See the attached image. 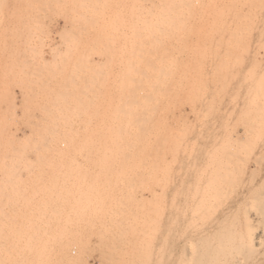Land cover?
Wrapping results in <instances>:
<instances>
[{
	"label": "rangeland",
	"instance_id": "obj_1",
	"mask_svg": "<svg viewBox=\"0 0 264 264\" xmlns=\"http://www.w3.org/2000/svg\"><path fill=\"white\" fill-rule=\"evenodd\" d=\"M233 1L236 3H233ZM244 1H246V3ZM255 1L248 0L249 3H247V0H231V1L230 0H0V222L4 224L3 225L2 223H0L1 226L0 230L3 227L1 230L3 232L1 231L0 232L5 234L3 235L0 233V239H1L0 264H2L4 261L6 262H4L3 264H17V263L39 264L40 261H41L40 263L43 262L42 264L45 263L49 264L50 261H52V263L50 262V264H53L54 262H55L54 264L57 263L72 264L75 261H76L75 264L76 263L78 264V262L79 264H81L82 262L83 263L86 262L85 264H99L100 259L102 260L101 264H121V263L148 264V262H150V264L152 263L182 264V261L184 260L183 257H185L186 246H183L182 243H179L177 239L175 240L176 234L173 233L174 231H172L171 229L170 232L166 231L167 229V226H165L166 221L162 220V215L160 213L161 209L164 210L165 206L163 205L164 203L159 204L160 202L158 197L154 195V193L158 191L157 188H159L158 178L157 177L154 178L151 183L153 176H150L151 178H149L148 177L149 175L142 174L141 172H139L137 168L136 170L138 172L135 169L134 171L131 170L130 172V173L133 172L135 175L134 176L133 174L129 173L130 170L125 169L127 170L125 171L124 169L123 170L121 169L120 171L121 167L120 168L117 167L119 166V164L117 165V163L113 162L112 164L109 163L102 164L93 161V157H92L93 152H90V150L92 149L91 151H93L94 149L93 147L95 145L94 141L96 142V138L94 140V137L98 136V132H96L93 129H95L96 126L100 128L102 126H108V125L111 126L112 120L110 119L112 118L107 114L109 112V109H111L108 108V106L110 107V102H106V101H108V98L110 99V97H114L119 90H122L124 88V83L122 81L124 80L123 74L126 68L125 67L126 59H128L129 57L128 55L132 54L130 51L132 48L139 47L140 39L144 38L145 47H142L141 49L137 50L140 53L136 52L132 55H136L137 57L140 56L144 57L145 56L144 54L147 53L146 55L150 57V59L152 57V59L149 60V63L156 62L154 60L155 58L159 59V61H166L165 58L163 57L177 58L178 49H179L180 55L182 57V59H180L181 60L180 62L189 63L191 61L190 63L194 66L200 63L205 64L207 55H210L211 53L210 51L211 48H216L217 52L221 51L220 44L223 39L222 32L220 29L221 15L223 16V14L225 15L228 13L229 14L233 13V15L235 13L237 15L239 14L247 15L249 13L250 15H254L252 13H255V15H263L264 0L263 1L261 0L262 4L260 0L258 1L255 0ZM69 2H72V4ZM259 7L261 8V10ZM247 8L250 10H248ZM217 25L219 26L217 27ZM86 33H88V35ZM177 38L181 39L180 43H179L180 40L176 41ZM145 49L146 51H144ZM256 52H257L256 55L254 52L253 53L258 62L257 66L254 63H250V62H246L244 66L246 68H248V66L250 67L248 69L251 70V73H253L254 76L251 75L250 70L248 71L249 72L248 74L251 75L252 78L253 77L256 78L257 76H264V68H262L264 67V55L262 54V50H259V52L258 50H256ZM217 54L220 55V53ZM247 64L248 66H246ZM250 65H252V67ZM253 68L256 70V73ZM94 96H100V97L102 96L103 98L107 99V100L101 99L103 102L105 101L103 105L105 103L106 105H104V107L98 105L97 102L94 100ZM223 102L224 104L225 102H227V104L225 105L228 106L224 105V107H227L226 110L229 111L231 108V105L229 103L230 97L228 96L225 97ZM223 102L222 104L218 102L216 103L223 106ZM216 103H214L216 106L213 104V108L215 110H212L213 108L210 109L211 113L209 114H211V116L209 115L210 116L209 118L211 119L213 116H214L213 118L216 119L217 116L219 115L218 112H220L221 110L226 113V110L223 109V107L220 108L221 106L220 107L217 106L218 104ZM96 110L99 113L104 112L105 116L101 114L103 117L101 115L95 117L94 113L97 112ZM213 111L217 116L214 113L212 115ZM220 113L222 114L223 112ZM190 114H187L189 115L188 116L189 118L187 117V119L188 120L190 119L189 120L190 123L191 121L192 123H194V125L191 123V126L192 128L193 126H195L194 127L195 130L192 128L191 129L193 130V134L197 135L198 131L199 132L202 131V130L201 131L197 130V128L199 127L200 118L198 117L199 119L197 118L195 121L194 119L196 117L195 114L194 115L193 114L190 115ZM91 115L92 117H90ZM164 117L170 119L169 114L166 115L164 114ZM106 123L108 125H106ZM195 123L197 125H195ZM234 123H236V121ZM234 123L232 122V124L234 125V127L232 128H235L234 130L235 133L241 135L242 134L241 127H239L238 124L237 126ZM218 130L219 129H216L214 131H218ZM220 132L223 133V131L219 130L218 133ZM232 132L231 134L234 133ZM202 133H203L202 135H204V133H206V130L205 131L203 130ZM212 133L214 134L216 132L212 131L211 134ZM86 140H87L86 144H88L89 142L87 146L85 145ZM66 143H68L67 146ZM85 150L87 154L85 153ZM78 152H82V154ZM84 155L90 156V157L87 156L89 162L87 161V159L84 158ZM125 163H126L125 165L130 164V162L128 163L125 162ZM108 164L109 166H107ZM97 165L99 167H103L102 171H104V174L106 175H104L102 171L101 172L99 171ZM110 165L111 167L113 166L114 168L113 167L111 168ZM125 165L124 166L121 165V166L125 167ZM135 165L137 166L138 163H136ZM82 166L83 168H81ZM104 167L106 169H104ZM108 167H110L111 169ZM115 167L118 168L119 171L118 169H115ZM93 168H95V170H93ZM108 170L109 172H107ZM89 171L90 173L91 172L92 173L90 174ZM113 171L115 172L117 171V173H114ZM88 173L90 176L88 175ZM117 174L119 178L117 177ZM109 175L110 176L113 175L112 176L113 180L111 179V177L106 179V177H108ZM122 175L124 177L129 176L131 178L129 177L123 178ZM139 175L140 177H144V178L138 177ZM120 176H122V178H120ZM135 178L136 180L138 179V182H134L136 181ZM124 179L126 180V182L124 181ZM128 179L130 182L132 180L133 184H131L132 182L131 183L128 182ZM140 179L142 180L143 183L141 182ZM117 180L119 181V183ZM194 180H197L196 174L194 175ZM102 181L103 182L105 181L104 183L105 186L103 185ZM245 182H247V180H245ZM80 183H83L84 185L83 184L80 185ZM107 183H108L107 185L108 188L106 189ZM134 183L135 184L139 183V184L135 185ZM168 183L169 186L165 188V191L166 190L168 192L170 190L171 192L174 191L173 188L170 189L171 188L170 185L172 184L171 181H169ZM93 184L94 185L98 184L96 185V187L99 186V189L98 187L96 188ZM116 184L119 187L116 186ZM142 184L145 186H143ZM77 185L81 187H77ZM101 185H103L104 187H102ZM109 185L111 186L110 187L111 189H109ZM122 185L124 188L126 187L124 189L125 191L121 187ZM139 185L140 187L141 186L143 187L140 188L138 187ZM152 185L156 187H153ZM194 186L196 191V187L198 186V184L194 183ZM112 188L113 190L116 189L117 190L113 192ZM133 188H135L136 191H134ZM105 189L109 190L108 195H110V197L108 195H105L107 193ZM127 189H129L128 190L129 195L131 196V197L128 196V199L130 197V199L133 200L131 203H130L131 200H129V204H130L129 209H131L129 210V214L132 215L135 213V216L137 215L138 219L134 215H132L133 218L134 217L136 218V219L134 218V220L137 221V222L135 221L136 224H134L132 221L133 220L132 217L129 216L130 217L129 221L132 223L128 221L129 223L127 222V225L121 224L122 227H120L119 219L118 218L115 219L114 216L115 215L114 212L116 208H118V205H120L117 202L116 198L119 199L120 196H122V198L124 197L126 198L127 196L124 195L125 194L128 195ZM145 189L148 191L147 193L150 195L148 194L146 195ZM62 190L64 193L62 192ZM70 191L71 193L67 194ZM92 191H94L97 195ZM104 191L105 193H103ZM98 192L101 193L102 196H100ZM110 192H112V194ZM114 193H116L117 195ZM133 193L136 196H134ZM49 194L50 195L52 194L51 198ZM65 194L68 195V197ZM104 195L107 196L109 199H106ZM152 195L154 196V198ZM93 196H95V199L93 198ZM96 196L98 198H96ZM103 196L106 199L105 202H103L104 201ZM139 197H142L141 199L145 201H142ZM110 198L111 201H113L115 198L116 202H114L115 200L113 202L115 203L116 208L114 206V203L109 201ZM42 199L45 202L44 203L45 205L47 204V206L53 208H59V209L62 208L63 210L62 211L60 209L61 212L59 211L61 213V214L59 213L61 215V216L59 215L61 222L59 224H57L56 221L51 222L49 225V233L51 232L50 230L53 229L52 231L54 233L51 232V234L56 233L55 237L60 238L57 240L60 243L62 241L61 245L64 246L60 247L58 244L59 242L56 240V238L54 241L53 240L54 238L51 239L52 238L51 237L49 239L50 243L47 242L48 244H45L46 246L44 245L45 248L44 249L42 248L43 250L46 251V252L44 251L46 254H44L43 252L42 255L40 256L38 255L39 254L38 252H35L33 250L34 243L32 241L30 242L31 240L30 234L32 232V229L30 228V225L27 224L29 223V216H30L29 214L30 212L28 213L29 207L36 206L37 205L35 203L36 201L38 205H42L43 203ZM97 199H99L100 203L97 201ZM82 200H84V202L87 203H84ZM101 201L103 203H101ZM107 201L109 202L107 203ZM133 202L136 203L137 205L138 204L140 205H138L137 207V205L134 204ZM140 202H142L143 204ZM91 203H93V205L87 208V206L90 205ZM116 203L118 204L116 205ZM85 206L87 210L85 209ZM103 207L104 208L106 207V209H110V210H106ZM90 208L92 209V211L90 210ZM82 209L85 210L82 211ZM133 209H135L136 212ZM156 209L158 210L156 211ZM79 210L82 212H79ZM98 210H100L104 215H100L101 212L100 211L98 212ZM88 211L91 214H89ZM108 211H111L112 213ZM92 212L95 213L93 214ZM24 213L25 214L28 213V214L25 215ZM108 214L110 215V217ZM138 214L141 215L142 218ZM111 215L114 216L113 217L114 219L112 218ZM144 215H146V217ZM78 216L81 217V219H79ZM84 216L88 218L84 219ZM22 217L26 221H24L23 219L21 220ZM92 217H94L93 219L95 220L97 219L98 222L97 220L96 221L93 220ZM103 218H105V220ZM18 220H21L22 222L21 221L19 222ZM138 220L140 221L142 220V221L139 222ZM76 221L79 223H76ZM108 221L110 222L108 223ZM15 223L21 225L23 224V226L15 225L13 228V225ZM116 223L118 226L116 225L115 227ZM128 224L129 225L131 224V230L132 228L134 229L132 230V232H134L133 233L134 236L136 235L135 237H138L136 239L139 243L136 242V239L131 241L130 238L133 235H131L132 232L130 231L129 229L130 226ZM112 225L114 226L112 227ZM125 225L129 227H125ZM137 225L138 226L140 225L144 228L142 229V227H138ZM252 226L254 225L252 224ZM75 227L81 229V231L77 230ZM90 227L92 228V230ZM118 227L122 228L123 230L122 229L119 230ZM249 227L250 226L244 225L242 216L237 215V224L234 226L232 230L233 234H235L234 235L235 237H233V240H231L234 247L235 245L236 247H238L237 244L241 242V240L239 239L240 238L239 232L242 233L244 232V230L249 229ZM93 228L94 229L97 228L96 229L97 231L93 230ZM202 228L204 229V227ZM21 229L23 230L24 233L23 232L21 233L22 231ZM82 229H84L85 231ZM109 229H111L113 232H111V230ZM116 229L118 230L116 231ZM142 230L143 231L146 230V231L143 232ZM16 231L20 232V234H22V236L24 235L25 237L20 238L21 240L20 239L17 240L16 238L18 235L16 234L19 233H16ZM59 231L62 232V234ZM95 231L97 236L95 234ZM119 231L121 233H119ZM122 231L125 232L127 235L125 234L123 235ZM128 231H130V233H128ZM141 231L143 234L141 233ZM72 232L74 233L76 232L79 235H77L76 233H75L76 235H74ZM138 232H140L139 236H137ZM71 233L72 235H70ZM89 233H91L92 235ZM109 233H111V237L109 236ZM113 234L114 235L117 234L116 235L117 237L114 236ZM173 234L175 235L173 236ZM197 234L196 236L197 237L200 236V237H198V239L194 238L195 244H193V246L194 245L195 246L193 248L197 249V247L199 246L198 247L199 250L194 249L195 253L193 256V261L195 260L198 264L201 263L207 264L206 263L207 259H209L208 264H216V262L224 264L223 261L225 260L224 258H226L227 260L225 261L226 262L225 264L234 263L235 258L233 257V255H231L233 257L232 258L230 254L231 252L235 251V248L231 247L232 244L230 241H229L230 244L227 245L226 243L228 242H225L226 239L217 237L221 240V241L218 240L220 241L219 243L216 240L217 238L215 237L214 238L210 237L211 238L210 240V238L204 239V237L201 234L200 235ZM122 235L126 236L127 240L124 239L125 237H123ZM141 235L144 236L142 237ZM67 236L68 237L71 236V237L68 238ZM118 236L120 238H118ZM27 237L28 239H25ZM66 237L67 239H65ZM78 237L79 239H75ZM88 237H90V239ZM105 238L107 240H110L111 242L113 241L116 243L112 242L111 244L110 241L106 242L107 240H105ZM23 239L24 242L22 241ZM119 239L121 240V242H119L120 241ZM123 239L125 242L127 241L126 244L129 242L128 240H130L128 245H126L123 242ZM199 239H201L203 242H201ZM16 240L18 241L19 245L17 244ZM66 240H67L66 243L63 242ZM3 241H5V244ZM175 241L178 243H176ZM79 242L81 243L84 242L85 244L83 243V245L85 246H83ZM117 242L118 244L119 243L122 244L123 242L124 244H122V246L124 245L125 248H123L124 246L123 247L120 246V244L118 245ZM133 242L134 244L138 243L137 244L138 246L137 245L136 246L139 247L141 250L139 248L138 250L136 246L132 244ZM160 242H163V245ZM53 243L55 246L57 245L59 247L54 246L55 247L54 248ZM68 243L70 244V246ZM86 243L88 246L86 245ZM130 243H131L130 246H132V248L129 246ZM24 244L26 246L27 245L29 246L26 247ZM99 244L103 245L104 248L101 247V245L99 246ZM116 244L125 250L127 247L128 250L125 251L120 247H117ZM208 244L209 245L211 244V247ZM13 245L16 246L17 248H15ZM109 245L111 248H113V249L110 248L111 249L110 251L113 250L114 252L113 251L112 252L113 253L116 252V254H113L112 252L108 253L109 251H107V248L105 249V247H109ZM133 245L138 250V252L140 251V253H137L135 251L136 249L133 248ZM221 245L222 247H219ZM65 246H67L66 247L67 249L69 247V249L68 250L65 249L64 248ZM20 247L22 253L19 250ZM98 247L100 249V252ZM226 247L230 250V252H228L229 250H226L227 249ZM119 248L121 249V254ZM129 248L132 250L129 251L130 250ZM231 248L233 251H231ZM23 249L25 250L23 251ZM133 249H135L134 250L135 253L132 252ZM167 249L169 252L167 251ZM243 249L245 248H242V250ZM10 250L12 251L14 250L15 256L12 254L13 252H10ZM60 250L65 255L62 254ZM221 250L223 251V253L227 251L228 252L227 254L231 259L229 257H226L227 254L225 256L226 252L222 254ZM5 251L6 253L9 254V256L8 254H6L5 256ZM28 251H30L32 254L29 252L30 254L28 255L27 253ZM65 251H70V253H67ZM122 251L126 252V256L124 255L125 253ZM155 251L158 253H156ZM206 251H207V255H205L204 253ZM262 251L263 248L259 249L258 256L260 258L257 256L256 261L255 259L254 260L251 259L252 260L251 264H255V263L264 264V255H261L264 252ZM102 252L104 253L102 254ZM219 252L220 255H218ZM99 253H101L102 256H100ZM106 253L110 258H107L108 256L107 257L105 256L106 258H102L103 255H105ZM130 254L131 256H129ZM134 254L136 256H133ZM174 254L177 255L175 256ZM201 254L205 256H202ZM66 255L67 258L69 257L70 259L72 258L73 260L67 259ZM19 256L21 257L19 258ZM56 256L57 259L55 260L54 257ZM63 256L65 258H63ZM11 257L13 258V260ZM146 257L147 259L145 260ZM153 257L156 259V261ZM238 257H241V255H238ZM261 257L263 258L261 259ZM1 258L4 261L1 260ZM34 258L35 259L38 258L39 260L37 259L35 261ZM59 258L61 262L57 261L59 260ZM216 258H218L219 260ZM49 259L51 260L49 261ZM259 259L261 262L259 261ZM10 260L12 261L15 260L14 261L15 263L14 262L12 263V261ZM66 260L67 262H63ZM195 261L193 262V264H197Z\"/></svg>",
	"mask_w": 264,
	"mask_h": 264
},
{
	"label": "bare ground",
	"instance_id": "obj_2",
	"mask_svg": "<svg viewBox=\"0 0 264 264\" xmlns=\"http://www.w3.org/2000/svg\"><path fill=\"white\" fill-rule=\"evenodd\" d=\"M262 1H261V4H262ZM244 2L246 3V1H244ZM69 3L72 4V2H69ZM233 3H236V2L233 1ZM247 3H249L248 0H247ZM255 3H256V1H255ZM261 4H259V5H261ZM238 10H240V9H238ZM248 10H250V9H248ZM260 10H261V8H260ZM85 12H86V10H85ZM81 14H82V12H81ZM252 14H254V15H250V13L247 15H245V14L244 15H242V14L237 15L236 13L234 15H233V13L232 14L228 13L225 15L223 14V16L221 15L220 29H221L222 38H223L222 42L220 41L221 42V44H220L221 51L217 52L216 48H211L210 49L211 53H210V55H207L205 64L200 63V64H197L196 66H194L190 63L191 61L189 63L180 62L181 61L180 59H182V57L180 55L179 49H178L177 58L176 57L175 58L163 57V58H165L166 61H159V59L155 58L154 60L156 62H150L149 63V60H151L152 57L150 59V57H148L146 55L147 53L144 54L145 55L144 57H142V56L137 57L136 55H132L136 52H139L137 50L141 49L142 47H145L144 46L145 45L144 38L140 39L139 47L132 48L131 50L129 49L132 54L128 55L129 57H128V59H126V63H125L126 68H125V72L123 74L124 80L122 81L124 83V88L122 90H119L114 97H110V99L108 98V101H106V102H110V107L108 106V108H111V109H109V112L107 114L109 116H111L112 119H110V118L109 119L112 120L113 125L111 124V126H109L106 123V125H108V126H102L101 128L97 127L95 125L96 128L93 129L96 132H98L97 137H94V135H93L94 140L96 138V142L94 141L95 145L93 144L94 145L93 151H91L92 149L90 150V152H93V156L91 155L93 157V161H95L96 163H102V164L103 163L104 164L105 163L112 164L114 162V163H117V165L119 164V166H117L116 164L115 165L119 168L121 167L120 171H121V169L122 170L127 169V170H130L129 173L131 172V170L134 171V169L136 170V168H137L139 170V172H141L142 174L149 175L148 176L149 178H151L150 176H153L151 183H152L154 178H156V177L158 178L159 188H157L158 189V191H156L157 194L154 193V195H156L158 197L159 202H160L159 204L164 203L163 205L165 206L164 210L161 209V212H160L162 215V220L166 221L165 226H167V229H166V227H165V229L167 232H170V229L172 231H174L173 233L176 234L175 240L177 239V241L179 243H182L183 246H186L185 257H183L184 260L183 261L180 260V261H182V264H193V262L195 261V260L193 261V256L195 253L194 249H196V248H193L195 246V245L193 246V244H195L194 238L198 239V237H200V236H198V237L196 236L197 233H198L197 235L201 234L204 237V239H207L210 237H212V238L219 237L222 239H226L227 241L225 240V242H228V243H226L227 245L230 244L229 241L231 242V240H233V237H235L234 236L235 234H233L232 230H233L234 226L237 224V215L242 216L244 225L250 226V227H249V229L244 230V232H242V233L239 232V236H240L239 239L241 240V242L244 241L242 243L239 241L241 243V244L238 243L240 246L237 244L238 247H236V245L234 247L232 242H231L232 246L231 245L230 246L235 248L234 252H231V254L229 253L230 256L233 255V257L235 258V261L233 264H251L252 260L255 259V261H256V258L259 255V253H258L259 249L263 248L262 252H264V76H257L258 78L253 77L254 78L253 79L252 76H254V75H253V73H251V70L248 69V68H250L248 66V64L246 65V66H248V68L244 67L246 62L254 63L257 66L258 62H257V59L255 57V55L257 53L256 50H258V52H259V50H262V54L264 55V53H263V51H264V14L263 15H255V13H252ZM80 17H81V15H80ZM218 26L219 25H217V27ZM86 34L88 35V33H86ZM177 40H180L179 43L181 42L180 38H177L176 41ZM142 41H144V42H142ZM214 42H216V41H214ZM218 50H219V48H218ZM144 51H146V49ZM253 52L255 53V55ZM217 53H220V55ZM250 66L252 67V65H250ZM262 68H264V67H262ZM249 70H250V73L252 76L248 74ZM258 70H259V67H258ZM255 73H256V70H255ZM260 74H261V72H260ZM72 82H73V80H72ZM82 82H83V80H82ZM227 96L230 97L229 103L231 105V108L229 111L226 110L227 107H224V105L227 104V102H225V104L223 102L224 98ZM101 99H105V98H103L102 96L101 97L100 96H94V100L97 102V104L104 107V105H106V103L103 105V103L105 101L103 102ZM105 100H107V99H105ZM216 102H218L220 104H222V102H223V106L219 105ZM214 103L218 104L217 106H219V107L221 106L220 108L223 107V109L226 110V113L221 110L220 112H223L224 113V115H223V113L221 114L220 112L216 111L219 113V115L217 116L215 114V112L213 111L212 115L214 113L217 116V118L214 119L213 118L214 116H213L211 119V118H209L211 116V114H209V113H211L210 109L213 108ZM225 106H228V105H225ZM212 110H215V109L213 108ZM190 113L193 115L195 114V116H196L194 118L195 121L198 117L200 118V123H199V127H198L199 129L197 128V130H200V131L202 130V131L201 132L198 131L197 135L193 134L192 129H194L195 126H193V128H192V126H191L192 121L190 123L189 122L190 119L189 120L187 119V117L189 116L187 114H190ZM94 114H95V117H98L99 115H101V114L104 115L105 113L104 112L99 113L97 111ZM164 114L165 115L169 114L170 119L164 117ZM90 117H92V115ZM191 118H192V116H191ZM83 121H85V120H83ZM235 121H236V123H234ZM89 122H90V120H89ZM232 122L236 125L238 124L239 127H241V129H242L241 135L235 133V131H234L235 128H232V127H234ZM192 124L194 125V123H192ZM195 125H197V124L195 123ZM231 125H233V126H231ZM216 129L223 131V133H221V132H220L221 134L218 133L219 130L214 131ZM203 130L204 131L206 130V133H204L205 136L202 135ZM212 131L216 132V133L211 134ZM79 132H81V131H79ZM231 132L234 135L231 134ZM96 135H97V133H96ZM203 136H204V138H203ZM86 142H87V140L85 141V145L87 146L89 144V142H88V144H86ZM67 145H68V143H66V146ZM83 145H84V143H83ZM88 148H89V146H88ZM78 153L82 154V152H78ZM85 153H86V150H85ZM85 155H84V158L87 159V161H88V157H90V156L87 155L88 156L87 157ZM90 162H91V160H90ZM125 162H127V163L130 162V164L125 165L126 164ZM120 163H123V164H120ZM131 163H133V164H131ZM134 163L135 164L138 163V165L136 166ZM109 164L107 166H109ZM121 165H123V166L125 165V167H123ZM110 167H111V165H110ZM110 167H108V168H110ZM81 168H83V166ZM98 168H99L100 172L103 170L102 169L103 167L98 166ZM104 169H106V168L104 167ZM115 169H118V168L115 167ZM93 170H95V168H93ZM127 170H125V171H127ZM65 171H66V169H65ZM118 171H119V169H118ZM107 172H109V170ZM113 172L117 173V171L116 172L113 171ZM89 173H90V171H89ZM89 173H88V175H89ZM102 173L104 174V171H102ZM95 174H96V172H95ZM130 174L134 175L133 172ZM195 174H196L197 180H194ZM104 175H106V174H104ZM112 176L109 175L108 177H106V179L111 177V179L113 180ZM122 176H120V178H122ZM141 176H143V175H141ZM117 177H118V174H117ZM127 177H129V176H127ZM127 177L123 176V178H127ZM138 177H140V175ZM138 177H136V178H138ZM129 178H131V177H129ZM136 178H135V180H136ZM140 178H144V177H140ZM244 179L247 180V182H245ZM124 181L126 182L125 179H124ZM169 181H171V183H172L170 185V187H171L170 189H172V188L174 189V191H172V192L170 189H169L170 190L169 192L167 190H166L167 192L165 191V188H167L169 186L168 185ZM81 182H82V180H81ZM106 182H107V180H106ZM115 182H116V180H115ZM128 182H130L129 179H128ZM131 182H132V180H131ZM134 182H138V179ZM141 182H142V180H141ZM83 183H80V185ZM90 183H91V181H90ZM104 183H105V181L103 182V185H104ZM118 183H119V181H118ZM139 183H140V181H139ZM139 183H137V184H139ZM148 183H149V181H148ZM194 183L198 184V186H197L198 189L196 187V191L194 188L195 187ZM98 184H95V185L93 184V185L96 187V185H98ZM120 184H121V181H120ZM131 184H133V182ZM137 184H135V185H137ZM144 184H145V182H144ZM103 185H101V186L104 187L105 185L104 186ZM107 185H108V183L106 184V186ZM116 186H118V185L116 184ZM127 186H129V185H127ZM143 186H145V185H143ZM143 186L140 187V185H139L138 187L142 188ZM152 186H151V188H152ZM77 187H81V186L77 185ZM82 187H84V186H82ZM97 187L99 189V186H97ZM110 187L111 186L109 185V189H111ZM121 187L123 188V190L126 188V187L124 188L123 185ZM153 187H156V186H153ZM107 188H108V186L106 187V189ZM130 189H131V187H130ZM133 189H134V191H136L135 188H133ZM146 189H147V187H146ZM60 190H61V188H60ZM102 190H104V189H102ZM112 190H113V188H112ZM116 190H113V192H115ZM128 190L129 189H127V191ZM106 191H107V193L105 195H108L109 190H106ZM62 192H63V190H62ZM92 192H94V191H92ZM147 192L148 191L146 190V195L148 194ZM70 193H71V191L67 194H70ZM103 193H105V191ZM110 193L112 194V192H110ZM117 193H118V191H117ZM140 193H142V192H140ZM77 194H78V192H77ZM99 194H100V196H102L101 193H99ZM114 194H116V193H114ZM51 195H50V198H51ZM148 195H150V194H148ZM66 196L68 197V195H66ZM79 196H80V194H79ZM108 196L110 197V195H108ZM124 196H127V197L122 198V196H120L119 199L116 198L117 202L120 204V205H118V208H116L115 203H114V202H116L115 198H114L115 201L113 200L114 202L111 201V198L109 200L112 203H114V206L116 208V210L114 212V214H115L114 216H115V219H117V218L119 219L120 227H122L121 224L127 225V222L129 221L130 217H132L133 223L136 224L135 223L136 220H134V218L135 217L137 218V215L135 216L134 212H133L134 214H132L135 216L134 218L131 214H129V210H131V209H129V207H130L129 200H131L130 199L131 196L129 195V191H128V195L125 194ZM128 196H130L129 199H128ZM134 196H136V195L134 194ZM156 196H155V199H156ZM105 197H106V199H109L107 196H105ZM105 197H104L103 202L106 201ZM93 198L95 199V196H93ZM96 198H98V197L96 196ZM139 198L141 199L142 197H139ZM153 198H154V196H153ZM77 199H78V197H77ZM84 200H85V198H84ZM84 200H82V201L84 202ZM42 201H43V199H42ZM97 201L99 202V199H97ZM109 201H107V203ZM132 201L133 200H131L130 203ZM142 201H145V200H142ZM103 202L101 201V203H103ZM35 203L37 204L36 206L29 207L28 213L30 212L29 213L30 216L28 215L29 216V223L27 225H30V228L32 229V232L30 234V238H31L30 242L32 241L34 243L33 250L35 252H38L39 253L38 255L41 256L42 253L45 251V250H43L45 248L44 245L48 244L47 242H49V239L52 237L51 239L54 238L53 240L55 241V238H56L55 234L56 233L51 234V232H53L52 231L53 229L50 230L51 232L49 233V225L51 222L56 221L57 224H59L61 222L59 215L61 214L60 209L62 210V208L59 209V208H53V207L47 206V204L46 205L44 204L45 203L44 201H43L42 205H38L37 201ZM73 203H74V201H73ZM84 203H87V202H84ZM118 203H116V205ZM140 203H142V202H140ZM32 204H33V202H32ZM134 204H136V203H134ZM142 204H141V206H142ZM91 205H93V203L88 205L87 208ZM138 205H140V204H138ZM138 205H137V207H138ZM82 208H83V206H82ZM139 208H140V206H139ZM139 208H137V209H139ZM160 208H162V207H160ZM85 209H86V206H85ZM85 209H82V211ZM104 209H106V207ZM149 209H150V207H149ZM90 210L92 211L91 208H90ZM106 210H110V209H106ZM133 210H135V209H133ZM157 210L158 209H156V211ZM77 211H78V209H77ZM77 211H74V212H77ZM82 211L79 210V212H82ZM99 211L100 210H98V212ZM108 212L112 213L111 211H108ZM135 212H136V210H135ZM28 213H26V214H28ZM101 213H100V215H104L103 213L102 214ZM89 214H91V213L89 212ZM25 215H23V216H25ZM97 215H99V214H97ZM105 215H106V213H105ZM215 215H216V217H215ZM67 216H69V215H67ZM114 216H112V218ZM139 216H141V215H139ZM144 216L146 217V215H144ZM109 217H110V215H109ZM78 218L81 219V217H79V216H78ZM85 218H88V217L84 216V219ZM93 218L94 217H92V219ZM141 218H142V216H141ZM22 219H23V217L21 218V220ZM68 219H66V220H68ZM89 219H90V217H89ZM89 219H87V220H89ZM103 219L105 220V218H103ZM149 219H150V217H149ZM21 220H18V221L20 222ZM23 220L26 221L25 219H23ZM93 220H95V219H93ZM107 220H109V219H107ZM68 221H70V220H68ZM71 221H73V220H71ZM77 221H76V223H79ZM99 221H100V219H99ZM110 221H108V223ZM138 221L141 222L142 220L141 221L138 220ZM97 222H98V220H97ZM115 222H113V223H115ZM161 222H163V221H161ZM0 223H2V222H0ZM130 223H132V222H130ZM85 224H87V223H85ZM252 224L254 226H252ZM15 225L23 226V224L21 225V224L15 223L13 225V228ZM73 225H76V224H73ZM116 225H117V223L115 224V227H116ZM126 225H125V227L130 226L129 229L131 232H132V230H134L133 228L131 230V224L130 225L128 224L129 226H126ZM110 226H109V228H110ZM113 226L114 225H112V227ZM5 227H7V226H5ZM5 227H4V229H5ZM24 227H26V226H24ZM97 227H99V226H97ZM120 227H118L119 230L122 229ZM138 227H142V226L139 225ZM154 227H156V226H154ZM197 227H200L201 229L197 228ZM202 227H204V229ZM242 227H244V226H242ZM2 228H1V230H2ZM94 228H93V230L97 229V228L96 229H94ZM143 228L144 227H142V229ZM76 229L81 231V229H78V228H76ZM84 229H82V230H84ZM111 229H109V230H111ZM136 229H137V227H136ZM136 229H135V232H136ZM15 230H16V228H15ZM28 230H29V228H28ZM91 230H92V228H91ZM101 230H102V228H101ZM117 230L118 229H116V231ZM17 231H19V230H17ZM17 231H16V233H19V234L14 233V234L18 235L17 238L15 237L17 240L22 238V237H25L24 235L22 236V234H20V232H17ZM96 231H95V234H96ZM130 231H128V233H130ZM137 231H140V230H137ZM142 231H141V233H142ZM144 231H146V230H144ZM1 232H3V231H1ZM22 232H23V230L21 231V233ZM64 232H65V229H64ZM111 232H113V231L111 230ZM60 233L62 234V232H60ZM72 233L74 235L77 234L76 232H75L76 234L74 232H72ZM72 233L70 235H72ZM119 233H121V232L119 231ZM133 233L134 232H132V234H131V235H133L130 238L131 241L138 238V237H135L136 235L134 236ZM1 234H3V233H1ZM80 234H81V232H80ZM89 234H91V233H89ZM95 234H93V235H95ZM124 234L127 235L125 232H123V235ZM175 234H173V236ZM3 235H5V234H3ZM63 235H65V234H63ZM77 235H79V234H77ZM107 235H108V233H107ZM116 235H114V236H116ZM139 235H140V232H138L137 236H139ZM59 236H61V235H59ZM96 236H97V234H96ZM109 236L111 237V233H109ZM12 237H13V235H12ZM67 237L65 239H67ZM69 237H71V236H69ZM123 237H125L124 239L127 240L126 236H123ZM15 238H14V241H15ZM88 238L90 239V237H88ZM118 238H120V237L118 236ZM219 238H217L216 240L217 241L220 240ZM3 239H5V238H3ZM25 239H28V237ZM57 239H60V238H56V240ZM75 239H79V237L75 238ZM75 239H74V241H75ZM124 239H123V242L126 244L127 241L125 242ZM105 240H107V239L105 238ZM119 240H117V241H119ZM199 240L201 242H203L201 239H199ZM210 240H211V238H210ZM0 241H1V239H0ZM22 241L24 242V239ZM108 241H110V240H107L106 242H108ZM114 241H115V239H114ZM128 241L130 242V240H128ZM220 241H218V242L220 243ZM235 241H238V240H235ZM3 242L5 244V241H3ZM10 242H11V240H10ZM63 242L66 243L67 240L63 241ZM112 242H111V244H112ZM119 242H121V240ZM123 242H122V244H124ZM136 242H138L137 239H136ZM178 242H176V243H178ZM206 242H208V241H206ZM61 243H62V241H61ZM61 243L60 242L58 243L59 246L60 247L64 246V245H61ZM79 243L83 245L84 242H82V243L79 242ZM113 243H116V242H113ZM128 243L126 245H128ZM160 243H162V245H163V242H160ZM210 243H211V241H210ZM17 244H18V241H17ZM103 244H105V243H103ZM117 244H118V242H117ZM122 244H120V246H122ZM132 244H134V242ZM137 244H134V245L136 246ZM182 244H180V245H182ZM201 244H203V243H201ZM86 245H87V243H86ZM100 245L101 244H99V246ZM118 245H117V247H120ZM130 245H131V243L129 244V246ZM134 245H133V248H135ZM0 246H1V244H0ZM27 246H29V245H27ZM54 246L55 245L53 243V247ZM59 246H57V247H59ZM69 246H70V244H69ZM83 246H85V245H83ZM137 246H136V248L138 249L139 247H137ZM177 246H178V244H177ZM209 246L211 247V244ZM14 247L17 248L16 246H14ZM66 247L67 246H65L64 248L67 249ZM80 247H81V245H80ZM101 247L104 248L103 245H101ZM122 247H120V248L121 249L125 248V246L123 248ZM130 247L132 248V246H130ZM198 247H197V249H198ZM212 247H214V246H212ZM219 247H222V245ZM9 248H11V247H9ZM9 248H8V251H9ZM106 248H107V251H109L108 253L113 251V250L110 251L111 249H113L110 247V245H109V247H105V249ZM240 248H241V250H240ZM242 248H245V249L242 250ZM20 249H21V247L19 248V250ZM68 249H69V247H68ZM70 249H72V248H70ZM98 249H99V247H98ZM121 249H120V254H121ZM135 249H133L132 252L135 253V251H136L137 253H140V251L138 252V250L140 248L138 250L137 249L135 250ZM168 249H167V251H168ZM184 249H185V247H184ZM24 250L25 249H23V251ZM123 250H125V249H123ZM126 250H128L127 247H126ZM131 250L132 249H130L129 251H131ZM156 250H158V249H156ZM219 250H220V248H219ZM226 250H229V249L227 248ZM30 251L27 252L28 255L31 253ZM70 251H65V252L70 253ZM231 251H233L232 248H231ZM10 252H13L12 253L13 255L15 254L14 250L13 251L10 250ZM45 252H44V254H46ZM56 252H57V250H56ZM99 252H100V249H99ZM122 252H124V251H122ZM225 252L224 253L226 256V254L228 252H230V250L228 252L227 251H225ZM21 253H22V251H21ZM73 253H74V251H73ZM103 253L104 252H102V254ZM124 253H125L124 255L126 256V252H124ZM156 253H158V252H156ZM178 253H179V251H178ZM204 253H205V255H207V251ZM204 253H202V254H204ZM224 253L222 251V254H224ZM6 254H8V253H6V251H5V256H6ZM62 254H64V253L62 252ZM113 254H116V252ZM18 255H19V253H18ZM99 255L102 256L101 253H99ZM205 255H202V256H205ZM218 255H220V252ZM238 255H241V257H238ZM261 255H264V253ZM8 256H9V254H8ZM105 256L107 257L108 254L106 253L105 255H103L102 258H106ZM129 256H131V254ZM133 256H136V255L134 254ZM20 257L21 256H19V258ZM71 257H72V255H71ZM218 257H220V256H218ZM226 257H229L228 254ZM54 258L56 260L57 256ZM63 258H65V257L63 256ZM66 258H67V255H66ZM107 258H110V257L108 256ZM262 258L263 257H261V259ZM14 259H15V257H14ZM29 259H31V258H29ZM37 259L34 258L35 261ZM67 259H70V258L68 257ZM146 259H147V257L145 258V260ZM216 259H218V258H216ZM224 259L225 260L224 261L222 260V261L225 264L226 263L225 261L227 259L226 258H224ZM1 260H3V259L1 258ZM12 260H13V258H12ZM12 260H10V261H12ZM25 260H27V259H25ZM50 260L51 259H49V261ZM208 260L209 259H207V262H206L207 264H208ZM14 261H12V263ZM32 261H33V259H32ZM57 261L61 262L60 258ZM74 261H75V258H74ZM101 261H102L101 259H100V262L98 261L99 264H101ZM155 261H156V259H155ZM259 261H260V259H259ZM4 262H6V261H4ZM40 262H39V264L43 263V262L42 263H40ZM50 262L52 263V261H50ZM50 262H49V264H50ZM63 262H67V260L63 261ZM68 262H71V261H68ZM75 262H73L72 264H75ZM257 262H258V260H257ZM7 263H10V262H7ZM36 263H38V262H36ZM85 263L82 262L81 264H85ZM24 264H26V263H24ZM45 264H48V263H45ZM63 264H65V263H63ZM78 264H79V262H78ZM148 264H150V262H148ZM216 264H223V263H219V262L217 263L216 262ZM228 264H230V263H228Z\"/></svg>",
	"mask_w": 264,
	"mask_h": 264
}]
</instances>
